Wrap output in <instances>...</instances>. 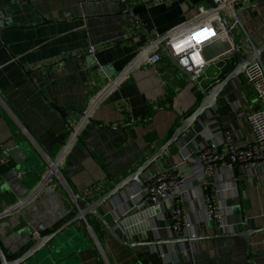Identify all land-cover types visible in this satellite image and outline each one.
Returning <instances> with one entry per match:
<instances>
[{"label": "crops", "instance_id": "1", "mask_svg": "<svg viewBox=\"0 0 264 264\" xmlns=\"http://www.w3.org/2000/svg\"><path fill=\"white\" fill-rule=\"evenodd\" d=\"M253 1L257 7L240 13L243 27L232 31L244 55L264 39V0ZM118 2L0 0V247L10 261L133 174L238 63L231 36L204 47L206 63L192 73L196 84L164 56L158 65H147L139 58L152 41L185 28L199 7L211 5L204 0H132L151 40L144 34L132 38L139 30ZM258 60L264 65V53ZM23 67L32 71L30 76ZM263 108L245 74L230 82L217 99V113L203 114L140 182L109 199L99 213L115 228L120 218L150 211L143 195L148 177L171 167L187 171L207 146L216 145L230 160L226 138L236 147L246 145L252 138L248 116ZM51 162L58 163L62 182L51 174ZM233 176L217 181L223 230L206 219L200 181L193 179L185 207L196 239L184 241L171 232L164 205L148 218L147 240L134 235L132 243L123 244L88 216L52 241L63 240L69 248L56 253L50 243L43 261L264 264V169L251 179ZM92 189L93 196L75 202L74 197ZM245 229L256 232L249 244L234 236Z\"/></svg>", "mask_w": 264, "mask_h": 264}, {"label": "built area", "instance_id": "2", "mask_svg": "<svg viewBox=\"0 0 264 264\" xmlns=\"http://www.w3.org/2000/svg\"><path fill=\"white\" fill-rule=\"evenodd\" d=\"M215 7H199L196 15L185 25V28L178 29L166 37L155 39L147 47L139 59L145 60L149 66L158 65L163 54L160 47L164 46L174 58L179 67L188 73H198L199 69L205 65L201 54L204 47L217 40L229 41L234 28L243 27L239 19L240 13H246L257 7L253 0H212ZM225 14L227 26L222 15ZM193 33H200V43L191 41L194 47L183 45L185 50L181 51L174 45L185 40ZM92 49V52H95ZM199 54V61L193 59L195 54ZM126 74L115 80L111 88L115 87L119 80ZM247 83L254 90L258 100L264 104V65L260 60L250 64L245 72ZM248 124L251 128L252 138L243 147H236L230 144L229 138H226L229 146V154L235 156L240 163V170L237 177H246L251 179L257 170L264 169V108L252 112L248 116ZM76 133H73L75 138ZM194 165L187 171H182L177 167L168 168L165 171L152 173L143 188V195L153 209H161L167 205L170 216V230L178 239H196L195 228L189 221L188 212L185 203L188 199V183L193 179H198L202 188V204L206 219L216 223L219 229L226 227L224 218V208L221 201L222 190L217 183L220 179H226L229 176L233 178L234 167L227 155L220 152L216 145L205 147L196 155ZM58 163L51 162V174L56 175L62 182ZM94 190L87 194L74 197L77 203L79 199H86L93 196ZM86 195V196H85Z\"/></svg>", "mask_w": 264, "mask_h": 264}, {"label": "water", "instance_id": "3", "mask_svg": "<svg viewBox=\"0 0 264 264\" xmlns=\"http://www.w3.org/2000/svg\"><path fill=\"white\" fill-rule=\"evenodd\" d=\"M131 1L132 0H119L118 3L121 4L123 7V11L121 13L126 15V17L133 22L134 28L136 30H139V34L134 35L132 38L135 39L140 35L144 34L151 40H154V36L151 33L147 32V30H145V28L141 25V23L135 16L134 11L139 5H131ZM159 1H164V0H150V3H155ZM204 1L207 2L209 5H211L212 7L216 6L212 2V0H204ZM222 17L227 26L225 14H223ZM2 28L3 26L0 25V30ZM229 33L231 34V36H233V32L231 30L229 31ZM232 38L235 47L234 55L238 59L237 65L224 80H222L220 83L215 84L208 92L204 94L203 100L201 101L199 107L188 118L180 122L178 128L175 130L171 139L156 154H154L149 160H147L142 166H140L133 174L124 178L119 184L114 186L110 191L100 196L96 201L87 204L85 207L81 208V210L73 219L60 226L55 232L47 236L38 238L36 243L20 258L12 261L8 260L6 254L0 247V264H45V261H43V259L46 254L45 252H47L46 248L49 246V244L51 243L52 245V247H50V250L56 253H58L59 251L61 252L67 250V248H69L68 247L69 245L66 244V242H63V240L58 239L57 241L54 242L52 241L57 236H59V234L62 233L64 230L70 228L71 226L82 220H85L88 216H94L97 220L101 222V224L106 228V230L113 238H115L117 241L123 244H127L128 242L132 243L134 235H137L140 241L147 240L146 231L150 230V224L148 222V218L153 216L155 209H151L150 211H147L144 214L120 218L119 219L120 222L118 223V225L115 228H113L107 223L104 217L99 213V208L103 206L109 199H111L116 194L121 192L124 188L129 186L131 183L140 182L141 175L144 174L146 171H148L149 168L154 163L157 162V160L166 152V150L170 146L176 144L178 140L196 123V121L203 114L207 112L217 113V99L221 94V92L226 87V85L234 80H237L240 76L244 75L247 67L253 62L260 59V57L263 55L264 39L259 44V46L253 49L251 53L244 55L238 44L237 39L234 36ZM0 41L3 42L1 33H0ZM160 51L163 54L164 58L168 59L175 67H177L179 70H181V72L187 75L192 83L196 84L197 77L193 76L188 72H185L182 68H180L177 61L174 58H172L167 48L162 46L160 47ZM22 69L27 76L31 75L32 73L31 70L25 67H23ZM53 107L57 112L61 114V116L64 117L66 115L67 112H65L64 110L59 109L56 106ZM121 128L123 129L125 128V126H121ZM26 130L28 133H30L29 128H26ZM230 162L234 167L235 174L238 175L240 170V163L237 162L235 156L233 155H230ZM160 211L161 210L157 209L155 210V213H159ZM117 230H119V232H116ZM253 234H256V232H252L250 229H245L243 232H240L239 234H236L234 236H238L244 239L245 242L249 244L251 240V236ZM183 240L186 241L188 239H183ZM44 249L46 251H43Z\"/></svg>", "mask_w": 264, "mask_h": 264}, {"label": "snow or ice", "instance_id": "4", "mask_svg": "<svg viewBox=\"0 0 264 264\" xmlns=\"http://www.w3.org/2000/svg\"><path fill=\"white\" fill-rule=\"evenodd\" d=\"M200 36H201L200 33H193L191 36L186 37L185 40L178 42L174 46L177 47L181 51L185 50L183 48V45H188L189 47H194V45L191 44V41L195 40L196 43H200L201 42ZM193 59L198 60V62H202V61H199V54L198 53L193 56Z\"/></svg>", "mask_w": 264, "mask_h": 264}]
</instances>
